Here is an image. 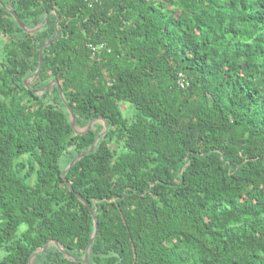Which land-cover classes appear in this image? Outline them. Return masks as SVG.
<instances>
[{
    "label": "trees",
    "instance_id": "trees-1",
    "mask_svg": "<svg viewBox=\"0 0 264 264\" xmlns=\"http://www.w3.org/2000/svg\"><path fill=\"white\" fill-rule=\"evenodd\" d=\"M0 37V264L83 260L90 208L86 264H264V0H0Z\"/></svg>",
    "mask_w": 264,
    "mask_h": 264
},
{
    "label": "water",
    "instance_id": "water-1",
    "mask_svg": "<svg viewBox=\"0 0 264 264\" xmlns=\"http://www.w3.org/2000/svg\"><path fill=\"white\" fill-rule=\"evenodd\" d=\"M9 9H10V12H11V14L13 15L14 19H15V20L17 21V23L20 25V27H21L23 30H25L26 32H29V33H35V32H38L39 30H41V29L43 28V26H44V25L47 23V21L49 20V17H50V14H51V13L47 14V15H46V18H45V20H44V22H43L42 24H40L38 27H36L35 29H30V28H27L26 25L21 21V19L19 18L18 14L16 13V11H15V9H14V7H13L12 5H10V8H9ZM53 13H55V14L57 15L56 36H55V38H54L53 40H50V41H48L47 43H45L44 46L41 48V50H40V64H39L38 70L35 72V74H34L29 80L26 81V86H27L28 88H30V85H29L30 82L33 81L34 79H36V78L39 76V74H40V72L42 71V69H43V64H44V49L47 48L48 46L52 45V44L55 43L56 41H58V39H59V37H60V27H59V23H60V21H61V17H60V15H59L58 12L53 11ZM54 84H57V85H58V88H59V92H60V94H61V97H62L64 103L67 105L68 111H69V113H70V121H71L72 127L75 129V131H76L77 133H85V132L89 131V130L93 127V125H94L95 123L100 122V121H101V122L104 121V120H94V121H92V122L89 124V126H88L87 128H85V129L78 128L77 125H76V119H75V115H74L73 109H72L71 106L68 104V102H67V100H66V98H65V96H64V94H63L62 88H61V86L58 84V81L55 80V81L51 82L47 87H45V88H43V89H41V90H35V93H36V94H42V93L48 91V90H49ZM103 123H104V130H103L102 133L98 136V138H97L96 141L94 142V144H93L92 148L90 149V151H89V152H84V153L80 154V155H79V156H78V157H77V158H76V159L70 164L69 167H67L65 170H63V173H62L63 177H65L66 172H68V171H69V170H70V169H71V168H72V167H73V166H74V165H75V164H76L81 158L87 156L89 153L94 152L97 143L100 141V139H101V138L107 133V131H108V124H107V122H103ZM66 183H67V185H68L69 187H71L70 184H69V182H68L67 180H66ZM71 190H72V188H71ZM80 200H81L82 202H84V199L81 198V197H80ZM84 204L87 205L86 202H84ZM90 211H91V213H92V215H93V218H94L95 231H94V234H93L92 237H91V240H90V242H89L88 249H87V254H86V256H85V258H84L83 260H79V259L73 257L71 254H69V253L65 250V248H64V247H63L58 241L50 240V241L47 243V245H45L44 248L40 249L39 251H37V252L32 256V258H31V260H30V264H34V260L36 259V257L39 256V255H41L42 253H44V252L50 247V245H52V244H54V245H56L57 247H59V248L65 253V255H66L69 259H71L72 261H74V262H82V263H85V264L88 263L89 258H90V254H91V248H92V245H93L94 240H95V238L97 237V235H98V231H99V222H98V218H97V215H96V211L92 210L91 208H90Z\"/></svg>",
    "mask_w": 264,
    "mask_h": 264
},
{
    "label": "built area",
    "instance_id": "built-area-1",
    "mask_svg": "<svg viewBox=\"0 0 264 264\" xmlns=\"http://www.w3.org/2000/svg\"><path fill=\"white\" fill-rule=\"evenodd\" d=\"M87 1L89 3V6L93 7L95 6V3H101L102 0H87ZM90 48L94 52V55H96L98 52H101L102 49H106L107 44L106 43H101L97 45L93 44L90 46ZM179 84L183 89L187 88L190 84L188 78L183 73L180 74Z\"/></svg>",
    "mask_w": 264,
    "mask_h": 264
},
{
    "label": "rangeland",
    "instance_id": "rangeland-1",
    "mask_svg": "<svg viewBox=\"0 0 264 264\" xmlns=\"http://www.w3.org/2000/svg\"><path fill=\"white\" fill-rule=\"evenodd\" d=\"M2 54H3V41H1V37H0V60H1ZM121 109H122V111L124 112V114L126 115L127 118H129V119L133 118V116H134V108L130 104H128L126 102H122L121 103ZM25 228L26 227L23 226L22 230H24ZM1 254L2 253H0V256H2Z\"/></svg>",
    "mask_w": 264,
    "mask_h": 264
}]
</instances>
